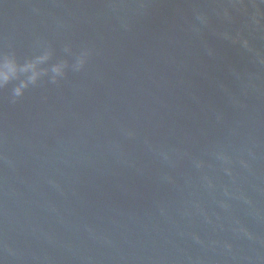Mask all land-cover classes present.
<instances>
[{"label": "water", "instance_id": "water-1", "mask_svg": "<svg viewBox=\"0 0 264 264\" xmlns=\"http://www.w3.org/2000/svg\"><path fill=\"white\" fill-rule=\"evenodd\" d=\"M0 264H264V0H0Z\"/></svg>", "mask_w": 264, "mask_h": 264}]
</instances>
